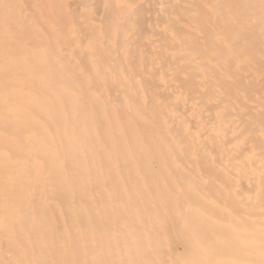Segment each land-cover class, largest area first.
Here are the masks:
<instances>
[{
    "label": "bare ground",
    "instance_id": "6f19581e",
    "mask_svg": "<svg viewBox=\"0 0 264 264\" xmlns=\"http://www.w3.org/2000/svg\"><path fill=\"white\" fill-rule=\"evenodd\" d=\"M0 264H264V0H0Z\"/></svg>",
    "mask_w": 264,
    "mask_h": 264
}]
</instances>
